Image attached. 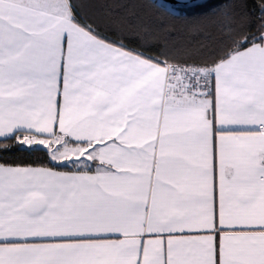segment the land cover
<instances>
[{"label":"snow or ice","instance_id":"obj_1","mask_svg":"<svg viewBox=\"0 0 264 264\" xmlns=\"http://www.w3.org/2000/svg\"><path fill=\"white\" fill-rule=\"evenodd\" d=\"M105 7L0 0V264H264V0Z\"/></svg>","mask_w":264,"mask_h":264},{"label":"trees","instance_id":"obj_2","mask_svg":"<svg viewBox=\"0 0 264 264\" xmlns=\"http://www.w3.org/2000/svg\"><path fill=\"white\" fill-rule=\"evenodd\" d=\"M115 2V0H81L83 4L82 11L85 15L91 16L98 20L104 21L108 19V13L110 9L105 5ZM125 2L133 3L134 0H125ZM236 3H245L248 5L246 11L255 7L256 0H235ZM136 11L142 17L143 23H154L151 16L145 15L142 10L139 9H127L122 10L124 12ZM175 23L174 34L171 35L167 41H161L157 43L156 47H161L163 43H167L170 48L184 50L187 49L192 52L196 58L211 59L215 50L221 44L223 40V33L219 29L216 23H209L203 32L191 33L183 24L179 22ZM109 35H114L113 31H109ZM155 51V48L152 49ZM14 163H43L38 161L37 156H29L27 153L21 152H8L4 153ZM39 155V154H37Z\"/></svg>","mask_w":264,"mask_h":264}]
</instances>
